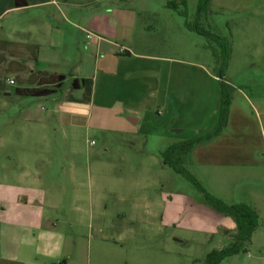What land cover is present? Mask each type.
I'll use <instances>...</instances> for the list:
<instances>
[{
    "label": "rangeland",
    "instance_id": "374dc122",
    "mask_svg": "<svg viewBox=\"0 0 264 264\" xmlns=\"http://www.w3.org/2000/svg\"><path fill=\"white\" fill-rule=\"evenodd\" d=\"M115 1L122 2L126 8L141 11L142 22L150 27V34L144 38L160 48L156 52L166 57L165 63L175 65L198 61L207 65L214 78H209L205 87L198 86L195 81H178L176 86L158 88L159 92L153 98L146 95L150 81H131L129 89L135 92L138 89L143 97L145 103L141 106L148 105L147 110L138 114L125 111L126 100L120 88H114L111 94L112 81H98L96 101L88 114L78 119L80 125L72 124L69 118L57 113L56 105L50 99L20 97L10 101L1 94L0 208L6 203L8 211L0 209V227L14 220L15 214L9 199L3 197L6 187H9L6 182L8 174L16 169V161H24L30 166L39 160L38 166L28 167V170L37 168L50 177L47 183L49 191L56 186L54 181L57 180L62 207L59 214L54 213L55 216H68L67 221L88 224L89 210L93 208L97 219L94 221L114 223L122 229L120 238L129 242L147 241L150 246L144 249L148 250L150 258L161 257L163 263L174 264L171 259L177 256L183 264H202L193 260L202 259L213 247H221L226 239L219 234L212 237L211 233L188 225L167 224L165 220L190 216L188 209L182 211L180 207L176 210L170 207V203L181 197L217 210L206 203L191 181L166 164L162 156L172 144L211 132L220 118L223 77H219L216 71L214 57L206 46L207 39L185 26L187 20H194L199 0H113V7L118 4ZM168 3H173L176 10ZM252 4L258 8L264 5V0H211L210 10L201 20L204 26L231 36L233 40V53L225 78L234 87L231 126L236 113H241L239 129L241 138H244L242 141L248 144L247 152L238 155L237 151H228L230 154L225 155L227 151L221 147L198 144L191 152L182 155L181 163L207 191L227 204L239 197L237 193L231 195L228 188H223L224 180L227 186L232 183L238 186L250 180L246 178L250 172L245 164L257 159L260 160L258 165L264 164V156L254 155L263 148L259 118L240 93L244 91L254 102L256 94L264 88V72L253 65L257 62L254 47L243 42L242 24L247 19L251 20L243 8L250 11ZM145 6L151 8V16L142 11ZM34 13L31 8L24 15ZM75 31L81 33L78 28ZM84 37L82 32L81 46L86 40ZM177 45L191 46L193 50H177ZM75 49L73 39L71 53ZM245 63L247 68L243 66ZM141 74H134V77L140 78ZM69 80L64 86L70 84ZM115 82L114 86L119 87V82ZM15 87L8 82L9 92H15ZM191 92H194L192 96L187 95ZM117 98L124 103L116 102ZM26 105L33 106L36 121L29 123L24 119L28 110ZM131 118L138 121L133 123ZM85 124L88 126L85 127ZM226 157L244 165L239 169L226 164L225 160L229 161ZM9 158L12 160L9 161ZM77 206L81 209L80 214ZM30 217L29 213L21 221ZM260 229L264 231V228ZM89 232L86 227V233ZM262 233L258 236L260 242L264 240ZM253 254L256 255L252 247L249 253L228 257L222 264H253ZM155 259L150 264H154Z\"/></svg>",
    "mask_w": 264,
    "mask_h": 264
},
{
    "label": "crops",
    "instance_id": "0c3cea01",
    "mask_svg": "<svg viewBox=\"0 0 264 264\" xmlns=\"http://www.w3.org/2000/svg\"><path fill=\"white\" fill-rule=\"evenodd\" d=\"M21 1V6H16V0H0V98L3 94L10 101H15L25 97L19 95L17 89L35 87L42 80L59 81V75H64L65 79L55 93L33 98L50 99L56 105L57 113L69 118L72 124L80 125L78 119L84 118L96 101L98 81H112L111 94L114 88H120L126 100L125 111L138 114L147 110L148 105L141 106L145 102L138 89L136 92L129 89L131 81H150L151 86H147L146 95L153 98L161 87L176 86L178 81H195L198 86L205 87L209 78H214L207 65L198 61H184L175 65L165 63L166 57L156 52L160 48L144 38L150 34V27L145 21L142 22L141 11L126 8L122 2L115 1L118 4L113 7V0ZM31 8L35 13L25 16L24 12ZM243 9L251 19L242 24L243 42L254 47L257 62L253 65L264 72V5L257 8L252 4L250 11ZM142 11L151 16V8L145 6ZM75 28L81 33L77 34ZM82 32L85 33L83 39H86L83 46L80 40ZM88 38L90 39L87 40ZM73 39L76 49L71 53ZM121 46L125 47L123 53L120 52ZM185 47L177 45V50H193L191 46ZM247 65L243 64L244 68ZM137 73H142L143 76L134 77ZM7 77L9 81L14 80L15 92L7 90ZM68 79L71 80L66 87L64 84ZM74 80L77 81L78 88L72 85ZM115 81L119 82V87L114 86ZM193 93L187 95L192 96ZM240 93L245 102L255 109L259 118L263 148L258 149L260 151L254 155L262 157L264 88L256 94L254 102L244 91ZM116 102L124 103L120 98ZM29 107L26 105L28 110L23 117L31 123L36 118L33 106ZM232 114L231 106L225 130L208 142L207 146L221 147L227 151L225 155L231 151H237L238 155L240 152L246 154L248 144L242 141L244 138H241L239 129L242 123L241 113H236L233 117V126ZM84 126L87 127L88 124ZM228 159L229 161L225 160L226 164L233 167L240 169L244 165ZM257 161L245 164L250 172L246 178L250 180L238 186H234V183L227 186V181L224 180L222 186L224 189L228 188L231 195L238 194L239 198L231 204L246 203L257 211L259 226L254 231L246 252L249 253L253 247L256 255L253 254L252 263L264 264V240L260 242L258 238L264 232L259 231L264 228V164L258 165ZM16 162V169L7 176L9 187H6L3 194V197L9 199L11 210L15 214L14 220H9L0 227V264H150L155 259L153 256L151 259L148 250L144 249L150 246L147 241H125L120 238L119 232L122 229L114 223L94 221L97 219L93 208L89 210L88 224L67 221L68 216H55L54 213L59 214L62 207L57 180L54 181L56 186L49 191L47 183L50 177L43 175L37 168L28 170V167L38 166L39 160H35L30 166L24 161ZM170 207L174 210L180 207L182 211L188 209L190 216L181 218L179 214L180 220L175 217L167 218L165 223L188 225L211 233L212 237L219 234L226 239L221 247L212 249L225 246L229 242L228 235L236 231V223L231 216L216 212L204 204L188 202L181 197L173 204L170 203ZM0 209L7 212L8 206L5 203ZM76 210L81 213L78 206ZM29 213L30 219L21 221ZM69 213L68 211L67 214ZM86 227L91 232L86 233ZM158 258L154 264H165L161 257ZM171 260L174 264H183L181 259L177 260V256Z\"/></svg>",
    "mask_w": 264,
    "mask_h": 264
},
{
    "label": "trees",
    "instance_id": "16d2710c",
    "mask_svg": "<svg viewBox=\"0 0 264 264\" xmlns=\"http://www.w3.org/2000/svg\"><path fill=\"white\" fill-rule=\"evenodd\" d=\"M210 1L211 0H199L194 20H187L185 26L188 30L196 32L207 39L206 46L212 52L216 63V71L219 77H223V82L221 83L222 102L219 122L211 132L205 135L172 144L162 153V156L166 164L172 166L176 172L182 174L198 188L207 204L218 212L231 216L234 219L236 231L228 235L229 242L222 248L212 249L202 259L198 260L201 261L202 264H222L227 257L247 251L252 235L259 226V215L249 204H227L218 196L210 193L202 186L199 180L181 164L183 154L191 152L198 144H204L214 140L223 133L230 114L232 91L234 87L227 82L228 80L225 78V74L233 51V40L231 36L221 34L213 30L210 26H204L201 22L203 15H206L210 10ZM22 2L21 0H16V6H21L20 4ZM168 6L175 9L173 3H168ZM64 79V75H59V81L42 80L39 81L35 87L17 89V93L25 97L48 96L55 93L57 89L61 87ZM76 82L75 80L73 81L72 85L74 88H78Z\"/></svg>",
    "mask_w": 264,
    "mask_h": 264
},
{
    "label": "built area",
    "instance_id": "2783aa9c",
    "mask_svg": "<svg viewBox=\"0 0 264 264\" xmlns=\"http://www.w3.org/2000/svg\"><path fill=\"white\" fill-rule=\"evenodd\" d=\"M88 36H91V35H88ZM120 52H121V53L125 52V47L121 46V47H120ZM10 83L13 84V83H14V80H10Z\"/></svg>",
    "mask_w": 264,
    "mask_h": 264
},
{
    "label": "water",
    "instance_id": "95a60500",
    "mask_svg": "<svg viewBox=\"0 0 264 264\" xmlns=\"http://www.w3.org/2000/svg\"><path fill=\"white\" fill-rule=\"evenodd\" d=\"M133 123H136L137 122V119L136 118H131L130 119Z\"/></svg>",
    "mask_w": 264,
    "mask_h": 264
}]
</instances>
